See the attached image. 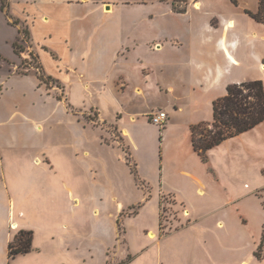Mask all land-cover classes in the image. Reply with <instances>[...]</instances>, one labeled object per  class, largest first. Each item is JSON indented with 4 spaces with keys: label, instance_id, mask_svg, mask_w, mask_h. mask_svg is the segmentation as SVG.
<instances>
[{
    "label": "rangeland",
    "instance_id": "rangeland-1",
    "mask_svg": "<svg viewBox=\"0 0 264 264\" xmlns=\"http://www.w3.org/2000/svg\"><path fill=\"white\" fill-rule=\"evenodd\" d=\"M202 3L201 11L172 17L169 5L160 0H127L118 2L109 14L78 25L79 36L73 27L74 45L68 49L67 62L74 72L65 74V88L46 79L29 24L20 20L19 25H10L0 9V141L10 131L7 137L12 143L0 149L5 177L10 179L17 160L27 164L45 154L54 165L52 179L60 176L69 188L64 191L60 180L54 181L46 207L28 215L43 253L9 264H264V176L259 170L264 159L246 167L251 177L236 187L237 194L211 189L199 195L178 179L174 169V140L179 133L175 128L192 118V105L204 104L203 70H186L184 112L166 140L162 128L148 121L151 112L142 114L157 111L165 102L154 88V82L163 79L161 59L141 45L142 34L171 28L181 32L184 46L216 45L220 32L208 27L209 13L234 20L226 39L236 44L233 56L239 62L235 66L220 60L210 69H221L222 78L231 84L264 83V41L253 36L249 16L227 0ZM186 6L174 2L177 10ZM25 28L28 35L18 33ZM133 37L141 44L116 56L114 52H124ZM12 43L19 46L16 52ZM138 59L150 68L147 85ZM164 78L170 81V76ZM140 84L144 95L138 96L133 88ZM37 122L39 128L34 126ZM33 128L40 130L36 133ZM97 135L100 144L110 148H103ZM163 156L168 168L164 181ZM189 220L197 221L187 227ZM219 221L228 226L223 235ZM128 257L132 261L127 263ZM0 262L8 264L5 259Z\"/></svg>",
    "mask_w": 264,
    "mask_h": 264
},
{
    "label": "crops",
    "instance_id": "crops-1",
    "mask_svg": "<svg viewBox=\"0 0 264 264\" xmlns=\"http://www.w3.org/2000/svg\"><path fill=\"white\" fill-rule=\"evenodd\" d=\"M126 1L127 0H9V4L11 15L29 24L32 42L37 48V56L41 61L42 67L47 72V75L64 86V83H68L65 74L68 71L74 72V69L67 62L69 58L68 49L72 51V45H74L73 34L75 32L73 31V27L77 26L76 32L79 36L80 29L78 25H83L85 21L92 20V18L98 16V14L99 16L109 14L113 11L114 7L118 5V2L125 4ZM160 1L169 5L168 10L172 14V17H174L175 14L186 15L190 11L198 12L201 11L203 7L202 0H178L187 4L186 9L179 13L174 10L170 0ZM227 1L230 5L238 7L245 15H247L245 11L251 13H256L258 11L259 0H235V3H232L231 0ZM136 2L139 3L140 1ZM99 6L100 8H98ZM208 17V27H214L220 32V39L216 45L201 43L195 47H187L181 43V36H183L180 34L181 32H177L171 28H158L156 32L151 31L145 35L142 34V44L133 37L132 44L126 46L124 52L121 53V50H119V52L115 51L114 54L116 56L119 54L124 55L125 51L134 50L140 43L149 53H156L159 55L161 59L159 63L161 68L160 75H162L163 79L154 82V88L160 96L161 101H165L162 108L157 110L167 114V123L160 130L165 140L168 138L171 130L174 129L171 127L174 126V123L178 120V115L184 112V105L181 103V95H185L186 85H184L183 79H185L184 74H186V70L190 71L194 67L203 70L201 74L205 77V82L207 84L206 93L201 97L203 98L204 104L201 105L198 102L196 105H192L191 112L194 114L192 118L185 120L182 128H175L179 129V133L175 135L174 140V169L176 170L178 179L184 181L189 188H192L194 192L199 195H205V193L207 194L211 189L223 191L224 193L229 192L237 194L239 192H235L237 191L236 187H239L241 182L249 180L251 177L246 167L249 165H258L259 158L264 159V122L243 134L227 139L218 146L209 149L205 154V161L193 151L190 127L198 123L211 122L212 102L223 97L226 94L227 86L232 82V80L226 77L224 79L222 78L223 74L221 69L215 68L213 72L210 66L215 65L218 67L217 64L220 60H224L235 66L239 65V62L233 56L237 46L233 42H227L226 39L229 32L235 26L234 20L228 17L221 19L215 13H209ZM251 20L255 28L253 36L264 41V24L250 18V21ZM228 22L233 23L232 29L227 28ZM58 33H60L59 37L57 36ZM14 42L15 40L13 43ZM227 52L230 54L227 55ZM182 54H184L183 58H181ZM230 55L234 59L231 58ZM138 60L139 65L142 66V72H144L148 79L145 80L143 84L147 85L150 81V68L149 66L146 68L143 60ZM51 66H53L54 69H52ZM165 75L170 76L169 82L164 80ZM261 79H263V77ZM119 82L122 83V86L127 85L125 81L120 80ZM133 92L138 96L144 95L141 84L135 85ZM150 112H152V110L145 111L142 114L147 116ZM195 116H198V118H195ZM134 119L135 117H132V120ZM34 126H38L39 128V123H35ZM38 128H33L36 133L40 130H38ZM82 129L89 131L93 130L92 128L84 127ZM93 131L95 132V130ZM9 133L10 131L4 135L5 140L0 141V149L2 146H9L12 144L8 142L7 135ZM95 133L97 134V132ZM97 137L99 142V136L97 135ZM21 144L29 148L31 147L29 143ZM101 146L103 148H110L105 145ZM84 155H88L87 152H84ZM0 161V261L5 259L9 264L10 260H14L21 256L24 257L32 253H43L44 248L40 247L37 242V230L28 224V215L30 212L42 211L46 207V204H44L46 203L45 197L52 191L54 181L60 180L61 187L64 191H68L69 188L67 182L61 180L60 176L54 179L56 174H54L55 176L50 174L54 169V165L52 161L45 157V154L42 155V158H31L27 164L21 160H17L16 164L12 166V173L9 180L6 179L4 174L3 158L1 155ZM261 166L259 170L264 176V161ZM161 167L162 179L164 181L168 175L165 156H163ZM52 177L54 178L52 179ZM261 188H264V184ZM240 197H242V195L236 198L230 197L229 201L233 202ZM196 221L197 220H189L187 227L189 224L193 226ZM217 224H219L222 230H225L223 232L221 231L222 235L227 232L228 226L221 221ZM13 226H15V228H13ZM21 230L32 231L33 233L31 251L27 254L19 255L14 259H9L8 244L12 241L13 235ZM172 234L173 233L168 234L166 237ZM152 236L153 234L150 235V237ZM2 263L0 262V264ZM242 264L246 263L242 262Z\"/></svg>",
    "mask_w": 264,
    "mask_h": 264
},
{
    "label": "trees",
    "instance_id": "trees-1",
    "mask_svg": "<svg viewBox=\"0 0 264 264\" xmlns=\"http://www.w3.org/2000/svg\"><path fill=\"white\" fill-rule=\"evenodd\" d=\"M172 5L176 12L177 10ZM235 3V0H231ZM0 9L8 19L9 24L17 26L19 19H13L10 15L9 0H0ZM245 13L256 22L264 24V0H259L256 13L245 11ZM19 34L28 35L27 28L18 29ZM14 51L19 46L13 44ZM46 79L57 80L47 76ZM39 80L42 81L41 76ZM60 101V99H58ZM264 122V85L261 80L245 81L238 84H230L226 88V94L212 102V119L210 123H198L190 127L191 145L193 151L206 160V152L221 144L223 141L243 134ZM136 178V172L132 171ZM32 231H18L8 244V258L14 259L19 255L27 254L32 248ZM264 247V236L261 241ZM132 261L128 257L127 263Z\"/></svg>",
    "mask_w": 264,
    "mask_h": 264
},
{
    "label": "built area",
    "instance_id": "built-area-1",
    "mask_svg": "<svg viewBox=\"0 0 264 264\" xmlns=\"http://www.w3.org/2000/svg\"><path fill=\"white\" fill-rule=\"evenodd\" d=\"M147 118L151 124L158 126L159 128H163L168 120L167 114L163 111L151 112Z\"/></svg>",
    "mask_w": 264,
    "mask_h": 264
},
{
    "label": "bare ground",
    "instance_id": "bare-ground-1",
    "mask_svg": "<svg viewBox=\"0 0 264 264\" xmlns=\"http://www.w3.org/2000/svg\"><path fill=\"white\" fill-rule=\"evenodd\" d=\"M231 26H232V22H228V24H227V28H231ZM153 237V236H152Z\"/></svg>",
    "mask_w": 264,
    "mask_h": 264
}]
</instances>
